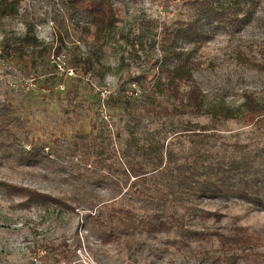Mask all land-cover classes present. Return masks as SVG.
Segmentation results:
<instances>
[{
  "label": "rangeland",
  "instance_id": "rangeland-1",
  "mask_svg": "<svg viewBox=\"0 0 264 264\" xmlns=\"http://www.w3.org/2000/svg\"><path fill=\"white\" fill-rule=\"evenodd\" d=\"M112 1L117 24L99 34L67 0H20L12 16H0V108L9 107L0 111V122L13 118L0 132V264H223L212 233L236 225L261 242L248 255L238 251L230 264H264V193L252 202L236 196L164 198L160 209L183 219L187 229L209 228L205 240L185 245L175 229L137 230L105 244L86 218L111 204L151 213L153 206L137 191L158 198L193 152L205 150L201 161L209 164L217 158L250 163L264 180V115L251 123L240 118L253 105L264 113V0L240 30L229 34L216 27L195 52L201 64L193 76L206 108L221 105L236 113L217 120L209 113L156 115L179 104L159 85L171 51L164 31L193 17L190 0ZM201 127L217 136L199 142L191 132L176 133ZM90 140L96 151L82 147ZM32 143L47 156L35 162L19 156ZM160 144L173 160L165 177L154 171L155 151L148 149ZM18 188L62 198L74 209L27 199Z\"/></svg>",
  "mask_w": 264,
  "mask_h": 264
},
{
  "label": "trees",
  "instance_id": "trees-1",
  "mask_svg": "<svg viewBox=\"0 0 264 264\" xmlns=\"http://www.w3.org/2000/svg\"><path fill=\"white\" fill-rule=\"evenodd\" d=\"M19 1L0 0V16H12ZM67 1H69L74 10L83 13L89 19V25L94 28L97 34L115 28L117 24V9L112 0ZM187 4L193 12V17L187 21L179 22V26L176 28L164 31V38L171 46V51L165 56L168 65L161 69L165 73V77L159 84L179 104L171 109L162 107L156 112V115L159 114V117L162 118L176 114L200 115L209 113L213 120L234 118L236 113L224 106L218 105L206 108L204 94L193 76L194 70L198 69L201 64L199 60L195 59L194 55L207 40L210 30L222 27L227 30V33L233 34L249 23L258 8V0H241L238 5L214 3L213 0H190L187 1ZM186 44L191 46V49L181 47ZM234 56L236 59H241L242 52L237 50ZM182 85L186 86L184 91L180 90ZM5 109L9 110V107L2 104L0 111L2 112ZM262 115L264 113H262L260 108L253 105L248 107V111L240 115V118L251 123ZM11 121H13L12 115H7L6 120L0 122V132L2 129H6V126ZM213 131L201 127L199 131L185 128L176 133L185 134V132H191L192 137H196L199 142H204L217 136V133ZM82 138L86 137L83 136ZM26 140L29 142L28 139ZM91 142L92 140L83 141L81 145L82 147L92 145L95 148L94 151H96V147ZM0 144L2 143L0 142ZM17 146L21 147L20 144ZM148 149H154L155 151L157 165L154 167V171H158V175H163L167 169L165 168L166 163L170 164L173 161L171 152L169 150L165 151L163 144L157 147L151 146ZM40 150L43 152V147ZM40 150L32 143L27 153L19 156H24L29 162H35L47 156L43 155ZM205 153V150L191 153L188 156L190 158H186L177 168L175 179H171L175 183H171L162 193L160 192L161 194L158 198H154L148 192L137 191L139 198L144 201V204L153 206L151 213L138 215L130 207L111 204L99 207L93 214L89 213L86 215V218H90L96 224L100 241L107 244L119 241L122 238L126 239L131 237L137 230L144 231L147 234H155L169 232L171 229H175L182 235L181 243L184 245L188 239L205 240L210 235L208 233L209 228L187 229L183 219L178 218L175 214L164 213L160 209L164 198L172 196V198L179 199L183 194H189L192 197L216 196L225 199L236 196L252 202L261 193H264V188H262L264 180L259 179L257 173L253 172L254 170L252 171V164L244 161L241 164L239 160L236 161L234 159L224 161V158H217L214 163L209 164V161H201L204 156H207V153ZM163 164L164 166H162ZM135 170L133 169V172ZM146 174L147 172H142L140 176H145ZM165 175L163 176L165 177ZM137 183L138 181L132 184L135 185ZM182 188L183 190H181ZM15 192L26 195L27 199L74 209L62 198L54 197L47 193H40L25 188H18ZM212 234H215L219 239L223 251L219 260L223 264H230L238 259L241 256L238 255V251L248 255L247 252L254 250L261 242L259 235L249 233L247 227L237 225L231 231Z\"/></svg>",
  "mask_w": 264,
  "mask_h": 264
}]
</instances>
